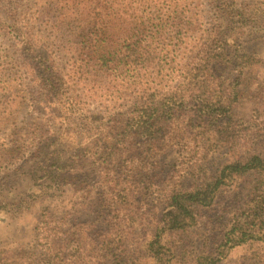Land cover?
Returning a JSON list of instances; mask_svg holds the SVG:
<instances>
[{
	"label": "rangeland",
	"instance_id": "374dc122",
	"mask_svg": "<svg viewBox=\"0 0 264 264\" xmlns=\"http://www.w3.org/2000/svg\"><path fill=\"white\" fill-rule=\"evenodd\" d=\"M166 1L186 9L190 32L182 50L208 41L238 57L223 78L217 79L222 65L209 68L208 93L224 102V116H216L217 101L213 116L191 124L194 100L154 131L155 146L143 145L134 126L121 128L134 109L129 85L82 60L78 39L65 28L42 33V22H32L60 76L56 85L0 29V264H157L149 244L170 196L209 182L229 163L264 157V0H224L225 14L214 0ZM113 148L121 157L109 164L101 154ZM57 156L76 167L62 172L60 184L34 171ZM262 191L251 176L226 180L214 203L198 209L197 224L162 232L161 243L178 254L175 264L210 254L212 264H264V240L231 246L225 235Z\"/></svg>",
	"mask_w": 264,
	"mask_h": 264
},
{
	"label": "trees",
	"instance_id": "16d2710c",
	"mask_svg": "<svg viewBox=\"0 0 264 264\" xmlns=\"http://www.w3.org/2000/svg\"><path fill=\"white\" fill-rule=\"evenodd\" d=\"M27 1L26 9H22V0H0V29L15 39L24 56L39 69V76L56 85L58 80L61 81L60 76L53 69L54 63L49 53L41 49L44 43L36 37L32 22L40 20L43 23L40 27L42 33L65 28L70 37L78 39L84 55L82 60L106 71L107 75L108 72H115L117 80L129 85L134 93L131 97L134 109L128 122H122L124 126L121 128L134 126L133 133L139 131L144 137L143 145L155 146L159 138L154 137V131L162 130L164 123L187 110L188 104L194 100L198 99V103H195L193 116L189 118L191 124L205 120L208 115L213 116L211 108L217 101L220 111L216 116L222 118L226 113L228 108L224 102L220 99L214 101L213 95L209 96V68L214 62L222 65L224 68L217 74V79L223 78L226 69L236 65L238 55L224 45L213 48V43L208 41L197 51L189 53L182 50V44L190 32V27L184 23V6L174 5L175 1L168 5L166 0H145L144 3L143 0H97L95 3L77 0ZM214 1H218L221 7L217 13L225 14L222 8L224 0ZM228 15L233 18L236 11H229ZM224 40L232 44L236 42L230 36L224 37ZM135 111L137 115L133 114ZM72 120L74 123L77 121L76 118ZM67 130H70L66 133L70 137L77 135L75 129L73 132L72 129ZM121 142L125 140L117 141ZM116 149L102 153L103 161L117 163L121 155ZM57 158L52 164H47L48 159L41 160L34 171L60 184L62 172L64 175L66 171H75L76 167L59 156ZM244 176L254 177L257 188L264 193V157L254 155L246 161L229 163L218 170L209 182L195 189L181 188L170 196L168 208H165L160 219L163 227L156 229L154 239L149 244L157 264H175L174 259L178 258L175 251L161 243L162 232L185 231L197 224L198 209L214 203L217 190L226 180L233 181L236 177ZM252 207H248L244 217L236 220L238 224H233L225 234L227 243L233 240L231 246L244 244L251 239L264 240V195ZM236 232L238 237H235ZM213 256L201 257L196 264H212Z\"/></svg>",
	"mask_w": 264,
	"mask_h": 264
}]
</instances>
